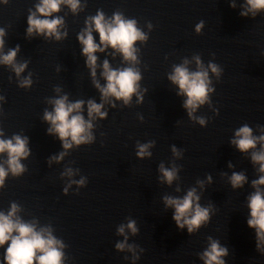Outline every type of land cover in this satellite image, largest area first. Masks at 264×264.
Returning <instances> with one entry per match:
<instances>
[{
  "label": "water",
  "instance_id": "95a60500",
  "mask_svg": "<svg viewBox=\"0 0 264 264\" xmlns=\"http://www.w3.org/2000/svg\"><path fill=\"white\" fill-rule=\"evenodd\" d=\"M40 3L0 0V57L16 50L12 64L0 61V139L27 137L29 149L19 160L24 170L8 171L0 185V213L8 215L16 204L13 220L60 241L62 264H204L201 255L212 241L227 248L224 264H264V242L257 250L255 229L247 225L249 197L257 187L264 196V184L252 185L264 176L252 160L262 142L243 152L231 143L244 125L253 136L264 135V8L251 9L247 0H79L75 11L61 3L44 16ZM97 12L109 23L114 14L135 21L145 38L133 42L134 60L101 45L93 76L77 37L89 28L100 45L91 19ZM30 14L61 18L60 38L35 29L29 34ZM105 61L110 70L139 74L127 103L102 95ZM20 64L25 67L17 74L13 65ZM177 66L206 71L212 89L191 117L187 96L169 79ZM25 78L30 84L22 86ZM61 97L66 104L83 102L71 115L91 123L90 141L65 149L58 133L48 131L44 113ZM89 101L105 115L89 117ZM142 144L151 155H136ZM7 159L0 153L6 170ZM161 165L175 170L170 184ZM233 172L246 177L242 186L232 187ZM192 188L209 220L188 233L187 225L177 228L164 197L182 199ZM130 220L136 233L127 227ZM7 246H0V264Z\"/></svg>",
  "mask_w": 264,
  "mask_h": 264
},
{
  "label": "clouds",
  "instance_id": "9594fccd",
  "mask_svg": "<svg viewBox=\"0 0 264 264\" xmlns=\"http://www.w3.org/2000/svg\"><path fill=\"white\" fill-rule=\"evenodd\" d=\"M61 3H67L73 11L78 7L79 0H41V3L36 6L37 12L44 16L50 15L52 12L58 11ZM251 9L264 8V0H247ZM242 16L246 15V12L240 13ZM92 23L95 30L99 34L100 45L94 42L91 30L86 28L83 34L78 35V40L83 44L82 53L86 55V63L92 69V75H95L96 56L94 53L97 50L103 51L101 45H110L113 48H118L124 55L125 59H135L133 42L137 39H144L143 34L136 29L135 21L123 20L119 14H114L113 21L109 23L104 19L103 13L97 12L96 16L92 17ZM62 23L61 18H53L51 20L45 18H36L30 14L28 16V33L31 34L33 29L37 33H44L45 35H55L57 39L60 38V33L57 31L58 26ZM87 24V21L85 22ZM202 23V22H201ZM201 24L196 26V30L199 31ZM3 35V30H0V36ZM3 41L0 40V45ZM16 50H10L6 55L0 57V61L5 64H12ZM199 65V59H197ZM25 65L19 66L13 65L14 71L19 74L24 70ZM209 67L213 72H218L215 65L210 64ZM103 75L107 79V85L101 88L100 91L104 97L113 95L116 98H124L125 103L128 102L132 93L136 91V81L140 79V76L132 68H125L122 71L110 70L108 62L103 64ZM174 83L178 84L180 92L187 96V100L184 103V107L189 109V116L191 117L192 111H194L198 104H203L208 99V92L212 91L208 87V79L206 71H196L189 73L183 66H177L174 69V74L169 77ZM22 86L30 84V80L25 78L21 82ZM99 87V85H97ZM66 97H61L54 101V111H45L44 119L51 122L52 127L48 129L49 132L55 131L58 133L59 139L63 142V147L68 149L72 146V143L77 145L82 142H88L92 139L88 129L92 127L90 122L84 120V118L77 113L71 115L74 110L81 108L82 101L66 104ZM101 105L92 101L88 102V116L92 117L93 113H96L103 117L105 113L100 111ZM199 123L203 125L204 119H199ZM235 137L231 143L240 151H246L250 148H255L257 141H261V150L259 152L252 153V160L260 163L259 171L264 172V135L259 137L252 135V129L247 125L240 127L235 132ZM70 138V140L68 139ZM15 141V142H13ZM139 151L136 153L138 157H144L145 155H151L147 152L149 145H139ZM175 148L173 152L175 153ZM7 152L8 159L6 161L8 169L0 166V185H3L4 177L8 171H11L14 175L21 173L24 168L20 164L21 157H25L29 153L27 148V137L21 138L19 135H14L12 139H0V153ZM63 156V153L60 154ZM60 159V156L56 157ZM160 171L163 173L164 178L170 184L175 178V170L165 169L162 165ZM68 174L71 175V170H68ZM246 177L242 173L233 172L230 181L233 188L242 186ZM76 183L83 184L81 179ZM264 184V176H260L258 179L252 181L253 187ZM165 205L172 206L174 213L172 219L178 229H184L187 225L188 233H193L197 230L202 223L209 220L208 208L201 207L197 201L199 196L196 195L194 188L188 190L187 194L183 198L164 197ZM248 207L250 209L251 218L247 220V225L255 229L256 236V248L260 249L261 242H264V196L261 195V191L257 187V190L249 197ZM17 211L16 204H12L8 215L0 213V246H3L8 242V246L5 249L4 261L5 264H62L63 253L57 247L60 245V241L55 239L50 233L44 234L45 230L36 231L32 224L23 223L18 218L13 220L12 217ZM129 230L132 233L137 232L134 221H129L127 224ZM120 233L124 232V226L121 225L118 228ZM15 232V235L13 233ZM62 247V245H61ZM124 243H117V249H123ZM131 248V246H129ZM37 252L40 255H37ZM227 255V248L220 247L218 242L212 241L209 248L205 250L201 259L204 260V264H224V261L220 259L221 256Z\"/></svg>",
  "mask_w": 264,
  "mask_h": 264
}]
</instances>
